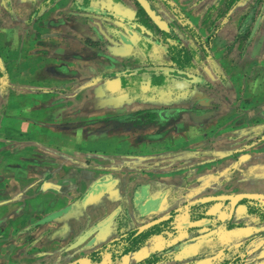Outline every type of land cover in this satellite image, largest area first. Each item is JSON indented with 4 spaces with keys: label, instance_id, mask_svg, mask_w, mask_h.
<instances>
[{
    "label": "crops",
    "instance_id": "obj_1",
    "mask_svg": "<svg viewBox=\"0 0 264 264\" xmlns=\"http://www.w3.org/2000/svg\"><path fill=\"white\" fill-rule=\"evenodd\" d=\"M148 1L194 51L173 86L152 85L153 71L167 75L175 64L160 33L135 29L132 0H0V264H144L160 253L153 264H218L250 237L232 264H264V221L245 203L234 227L221 225L193 252L177 250L191 233L165 231L91 262L122 234L120 216L89 245L70 248L99 221L88 215L104 203L123 212L126 196L143 224L204 196L264 194V0L228 11L222 0ZM107 115L110 129L90 141L91 122ZM127 125L134 140L122 137ZM139 145L152 166L125 190L122 167L107 172L99 158L129 156L131 172ZM207 204V214L227 218L224 203Z\"/></svg>",
    "mask_w": 264,
    "mask_h": 264
},
{
    "label": "trees",
    "instance_id": "obj_2",
    "mask_svg": "<svg viewBox=\"0 0 264 264\" xmlns=\"http://www.w3.org/2000/svg\"><path fill=\"white\" fill-rule=\"evenodd\" d=\"M133 1L137 7V11L135 15L136 18L134 21H132V24L134 23L135 29L139 33H143L147 36H152L153 32L160 33L164 38V40H166L167 55L169 56L170 60L173 61L175 64V69L173 68L172 71L166 72L167 75L161 73L159 70L153 71V73H151L152 85L173 86L175 84V81L172 80V78L176 76L177 73L176 70H183L190 65L191 59L194 55V51L186 48L182 44L180 39L173 32H171L166 25H163L159 20L158 23L153 21V19L148 15V12L145 9V7L138 0H133ZM239 1L240 0H222L221 2L224 4L223 5L224 9L228 11L232 9L234 5ZM150 9L153 11L154 15L156 16L155 7L151 3H150ZM252 10L243 17L242 25L243 24L244 26L247 25L252 15ZM193 34L197 36L196 33L193 32ZM154 72H157V74H155ZM241 202L247 204L249 211L252 213L255 214L258 213V215H261L262 212H264V207L259 208L258 206V203L261 202L259 200L245 199L242 200ZM206 205L208 204H200V203L186 204L184 205V208L181 209L184 210L185 213H189V219L187 222H185V224L180 222V220H177L179 218L178 216L180 215V209L173 210L172 212H170V216L167 219L160 221L159 223L147 228L146 230L138 234L136 233L137 230L136 228L130 229L122 233L118 238L94 250L89 254L88 257L91 260V262L100 261L105 253H111L112 258L120 257L124 254H127L131 251L138 249L142 245V243L151 235L161 234L165 231H170L173 232L174 234H177L180 233L181 231L189 232L191 230H196L200 227H210L215 221L219 222V219L205 212ZM258 211H261V213ZM233 226H234L233 224L228 223V228ZM188 250L190 252L195 251L192 249H188ZM178 251H180V248L178 249ZM163 254L165 253L153 254L151 257L145 259L142 263L144 264L156 263L157 261L163 258ZM226 263L227 260L225 259L221 264H226Z\"/></svg>",
    "mask_w": 264,
    "mask_h": 264
},
{
    "label": "rangeland",
    "instance_id": "obj_3",
    "mask_svg": "<svg viewBox=\"0 0 264 264\" xmlns=\"http://www.w3.org/2000/svg\"><path fill=\"white\" fill-rule=\"evenodd\" d=\"M155 1H158V0H155ZM132 2H134L133 0H132ZM149 2V1H148ZM149 4H150V2H149ZM109 118V119H108ZM107 121H111V116H109V115H107L106 116V118L103 120V122H98V121H92L91 122V125H90V127H88V130L89 131H87V133H88V136L90 137V141H95V140H97L98 138L95 136V134H98V133H100V132H103V133H105L106 134V130L107 129H110V128H108V122ZM98 122V123H97ZM97 123V124H96ZM110 127H112V126H110ZM123 129H125V133L126 134H123L122 135V137L123 136H126V138H128V140H134L133 139V136H134V134H131L130 135V126H122V129L121 130H123ZM109 132H110V134H111V136H112V134H113V132H114V135L117 137V132H118V130H117V128H114V129H111V131L109 130ZM107 137H108V134H107ZM97 142V141H96ZM91 144V146H93L94 144L93 143H89V144H86V143H83L82 142V144L80 145V146H82V147H84V148H89L88 146ZM114 144L115 143H112V146H114ZM134 144H136V142H134ZM90 146V147H91ZM263 146V145H262ZM133 147V146H132ZM131 147V148H132ZM136 148H137V153H138V156L136 157V158H133V159H136V160H138L136 163L134 162V163H131V165L133 166V167H135V169L136 170H133V171H131V172H129V163H128V157L129 156H125V157H121L120 159H117V160H111V159H109V158H104V159H100L99 158V160H101L98 164H99V166H103V168L107 171V172H110V173H113L114 174V167H116V166H121L122 167V172L123 173H121L120 175H121V177L122 178H124L123 180H124V185H122V188L123 189H125V190H127L128 189V186H129V184H130V179H131V177H133V176H135L134 175V173H140V171L141 172H144L146 169H149V167H151L152 165H151V163H145L144 162V160L146 159V158H148V156H149V154L151 153L150 151H145V150H143V146H136ZM260 148H261V146H260ZM145 149H150V147L148 146V147H146ZM143 150V151H142ZM140 151H142L141 153H139ZM157 156V158H160V155L158 154V155H156ZM92 165V164H91ZM104 170V171H105ZM117 174V173H116ZM122 183V182H121ZM205 197V196H204ZM131 198V197H130ZM127 199V200H126ZM131 203V202H130ZM105 204L106 203H104L103 205H102V207H103V209H102V211H100V212H97V213H95V214H93V215H88L87 216V219H89V220H92V217H96V216H98V214H99V217H96V218H99L98 220H100V219H102V218H100V214L103 212L104 214H108V213H110L111 211H109L110 209H109V207L108 208H105L104 206H105ZM112 205V204H111ZM111 205H108V206H111ZM121 205H124V211L123 212H121V211H119V213L120 214H118V217L120 218L119 219V221H118V223H120V228H121V230L122 231H127V230H129V229H132V228H135V227H137V226H139L140 224H142V222L141 221H143V220H139V219H137V218H135V215L133 214V212L131 211V210H129L128 208H130V204H129V202H128V196H126V198L121 202ZM208 206V205H207ZM112 210V209H111ZM207 210V209H206ZM184 211V210H183ZM183 214H181L179 217L180 218H182V219H185L186 217H184L185 215H186V213L185 212H182ZM138 215H139V213H137ZM102 216H104V215H102ZM138 221H140V222H138ZM121 231V232H122ZM96 233L95 234H93L92 236H90L89 238H88V240H87V242L85 243V244H90V243H92L93 242V240L95 239H97L96 238ZM108 235H110V234H108Z\"/></svg>",
    "mask_w": 264,
    "mask_h": 264
},
{
    "label": "water",
    "instance_id": "obj_4",
    "mask_svg": "<svg viewBox=\"0 0 264 264\" xmlns=\"http://www.w3.org/2000/svg\"><path fill=\"white\" fill-rule=\"evenodd\" d=\"M147 10L148 15L153 19V21L158 23V18L154 15L153 11L150 9V4L148 0H138ZM263 200L264 201V194L262 193H234V194H220V195H212V196H205L201 198H197L196 200H193L191 204L193 203H200V204H207L211 202H216L218 204L225 202L229 205L228 210V219H231L232 214L235 210V207L242 201V200ZM120 210V206H117L114 210H112L110 213H108L104 218L100 219L98 222L93 224L90 228H88L85 232H83L74 242L70 245V248H74L82 244L84 241H86L90 236L93 234H100L105 228H107L114 218L116 217L118 211ZM170 215H163L158 218L152 219L150 221H147L141 225H139L136 229V233H141L142 231L146 230L147 228L159 223L162 220H165ZM198 225V224H197ZM224 226L223 224H221ZM217 228H212L206 232L196 234L188 239L183 240L180 244L177 245V248L186 246L187 249L196 250L199 245H201L205 240L210 238L213 235H216L218 233ZM185 247V248H186Z\"/></svg>",
    "mask_w": 264,
    "mask_h": 264
},
{
    "label": "flooded vegetation",
    "instance_id": "obj_5",
    "mask_svg": "<svg viewBox=\"0 0 264 264\" xmlns=\"http://www.w3.org/2000/svg\"><path fill=\"white\" fill-rule=\"evenodd\" d=\"M259 201H261L260 203H258V206H259V208H262V207H264V201L263 200H259ZM213 203H215V204H218V203H216V202H211V204H213ZM240 203H242V202H240ZM239 203V204H240ZM238 204V205H239ZM237 205V206H238ZM246 205V208H247V212L249 213V214H255V213H252V212H250L249 211V209H248V206H247V204H245ZM236 206V207H237ZM225 207V208H224ZM235 207V208H236ZM184 208V206H182L181 208H180V215L181 214H183L182 212H184L183 210H181V209H183ZM223 208L226 210V213H227V218L225 219V220H220V218H219V222L218 221H215L210 227H206L207 228V230L206 231H208V230H210V229H212V228H217V227H220L221 226V224H225V226L227 225L228 226V223H230V224H232L231 223V219L233 218V214H232V217H231V219H228V210H229V205L227 204V203H225L224 205H223ZM120 211V210H119ZM119 211H118V213H117V215H116V217L115 218H117L118 217V214H119ZM235 211V210H234ZM172 212V211H171ZM197 212H199V211H197ZM258 212H260L261 213V211H258ZM234 213V212H233ZM189 214V213H188ZM257 215H258V213H256ZM163 215H170V212H168V213H166V214H163ZM163 215H160V216H163ZM179 215V216H180ZM160 216H155V217H153V218H151L150 220H152V219H155V218H158V217H160ZM178 216V217H179ZM177 217V218H178ZM263 217H264V212H262V214L261 215H258V219L260 220V221H264L263 220ZM114 218V219H115ZM189 219V218H188ZM150 220H148V221H150ZM223 221H225L224 223H222ZM147 222V221H146ZM184 226V225H183ZM138 227V226H137ZM137 227H135V228H137ZM234 227V226H233ZM203 227H200V228H198V229H196V230H191V231H189V232H187V233H191V234H189V237L188 238H190V237H192V236H194V235H196V234H199V233H203V232H206V231H203V232H200L199 230L200 229H202ZM232 227H229L228 229H231ZM130 230V229H129ZM220 230H221V228L220 229H218V233L216 234V235H213V236H211L210 238H212V237H215V236H218V234H219V232H220ZM128 231V230H127ZM124 232H126V231H124ZM123 231H122V233H124ZM182 232V231H181ZM260 233H262V231L260 232ZM263 236H264V234H262ZM262 236V237H263ZM188 238H186V239H188ZM252 238H254V237H250V238H248V240L246 241V243H244L243 245H241L237 250H235L234 252H232V258H230V259H226L227 260V263L226 264H232V263H235V262H237L238 260H240V258H241V253H243V252H245L246 251V249H247V247H248V245H249V242H250V240L252 239ZM185 240V239H184ZM185 247L186 246H183L182 247V249H185ZM180 248V250H181V247H179ZM179 248H177V250L179 249ZM186 248H188V247H186ZM223 262V261H222ZM222 262H220V263H218V264H221Z\"/></svg>",
    "mask_w": 264,
    "mask_h": 264
}]
</instances>
